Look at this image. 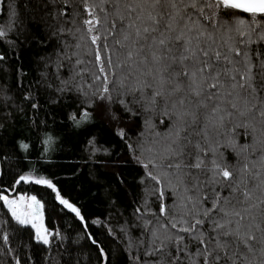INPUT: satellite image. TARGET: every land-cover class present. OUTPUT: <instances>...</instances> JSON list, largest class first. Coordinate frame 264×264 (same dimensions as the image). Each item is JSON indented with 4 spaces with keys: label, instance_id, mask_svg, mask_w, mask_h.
<instances>
[{
    "label": "snow or ice",
    "instance_id": "1",
    "mask_svg": "<svg viewBox=\"0 0 264 264\" xmlns=\"http://www.w3.org/2000/svg\"><path fill=\"white\" fill-rule=\"evenodd\" d=\"M59 2L84 4L89 18L82 24L98 73L92 75L101 82L98 99L111 102L119 89L117 95L125 98L117 103L125 112L142 117L158 111L166 118L161 123L167 131L156 133L153 141L154 155L142 162L135 150L132 153L146 170L139 180L144 202L134 215L144 218L150 193L161 201L158 216L152 214L156 222L144 221L145 228L152 226L144 256L155 257L154 264H264V0ZM239 12L250 14L251 19L240 18ZM66 14L69 20L61 22ZM46 15L54 23L38 43L47 46L55 40L58 60L62 49L73 47L71 55L64 52L63 56L76 57L70 71L84 64L75 9ZM69 22L73 27L65 28ZM65 33L76 40L74 45L63 39ZM6 35L0 29V37ZM84 71L88 69L79 68L73 78ZM82 117L90 120L91 114L84 111ZM70 118L81 122L74 114ZM117 134L124 137L125 131L118 129ZM256 144L261 147L253 158ZM20 146L28 148V144ZM225 152H230L234 163ZM33 180L55 188L50 180L31 175L20 176L16 183ZM145 181L154 182L155 187L149 189ZM165 192L174 201L171 207L163 203ZM0 200L21 225L36 228L38 241L49 243L47 230L33 223L42 219L43 208L35 196L9 199L0 195ZM26 200L31 203L25 204ZM60 203L80 216L67 200L60 198ZM99 251L104 253L103 248ZM135 259L140 261L139 256ZM102 260L109 264L107 254Z\"/></svg>",
    "mask_w": 264,
    "mask_h": 264
},
{
    "label": "trees",
    "instance_id": "2",
    "mask_svg": "<svg viewBox=\"0 0 264 264\" xmlns=\"http://www.w3.org/2000/svg\"><path fill=\"white\" fill-rule=\"evenodd\" d=\"M73 8L78 13L76 27L83 35L80 59L85 63L70 71L76 57L67 60L63 56L64 52L71 55L73 47L62 49L58 60L55 40L47 46L38 41L45 40L51 30L48 25L54 23L47 13L62 9L71 13ZM97 13L103 22L99 8ZM238 15L251 19L248 13ZM88 18L82 2L62 5L59 0L55 4L49 0H1L0 29L7 35L0 37V56L4 57L0 60V195H35L43 204L51 237L48 244L38 241L32 226L21 225L0 200V264H104L103 254H107L109 264H154L156 259L144 256L152 227L145 228L144 221L156 222L152 214L158 216L161 201L150 193L144 218L134 215L135 208L144 202L139 180L146 170L135 162L132 153L135 150L142 162L154 155L153 141L156 133L167 131L161 123L166 118L158 111L142 117L125 112L117 103L125 98L117 95L119 89L111 102L98 99L101 82L92 75L98 73L82 24ZM63 20H69V16L66 14ZM64 26L73 27L70 22ZM62 36L68 45L76 43L66 33ZM79 68L88 71L73 78ZM130 106L139 111L137 106ZM84 111L91 114L90 120L83 119ZM110 112L118 119L114 120ZM73 114L79 124L70 118ZM118 129L125 131L124 137L117 134ZM237 140L244 143L243 137L237 136ZM21 144H28V148ZM254 147L253 158L259 155L261 145ZM225 155L235 162L230 152ZM22 175L50 180L57 192L79 209L80 216L61 204L48 185L34 180L16 183ZM145 184L149 189L155 187L154 182ZM169 195L165 192L163 203L171 207L174 201ZM159 219L167 223L164 217ZM99 248L104 249L103 254Z\"/></svg>",
    "mask_w": 264,
    "mask_h": 264
},
{
    "label": "rangeland",
    "instance_id": "3",
    "mask_svg": "<svg viewBox=\"0 0 264 264\" xmlns=\"http://www.w3.org/2000/svg\"><path fill=\"white\" fill-rule=\"evenodd\" d=\"M0 6H1V0H0ZM24 176H27V175H24ZM33 177H35V176H33ZM36 179H40V178H43V177H35ZM44 179H46V178H44ZM48 180V179H47ZM54 190H55V193H56V197H57V199L60 201V198H63V199H65V200H67L66 198H64L63 196H61V194L59 193V197L57 196V190L55 189V188H53ZM1 195H3V196H8L9 197V199H17L18 197H20V196H24V197H26V198H30V197H33V196H35V195H33V194H29V193H25V192H19V193H16V194H8V193H2ZM36 197V196H35ZM36 199L40 202V204H42V202H41V200H39L37 197H36ZM68 201V200H67ZM4 202V201H3ZM69 202V201H68ZM28 203H31V201L30 200H26L25 201V204H28ZM69 203H71V202H69ZM4 204L6 205V203L4 202ZM72 204V203H71ZM43 205V204H42ZM74 205V204H73ZM7 206V205H6ZM75 206V205H74ZM76 207V206H75ZM77 208V207H76ZM9 209V208H8ZM10 210V209H9ZM11 212V211H10ZM33 223H36V224H39V225H42V228L43 229H46L47 230V234H48V240H50V237H51V231L47 228V226H46V224H45V219H44V210H43V208H42V219H38V220H34L33 221ZM28 225H31L32 226V224H28ZM32 228L34 229V234H35V237H36V228L35 227H33L32 226ZM42 234H44L43 232H42Z\"/></svg>",
    "mask_w": 264,
    "mask_h": 264
}]
</instances>
